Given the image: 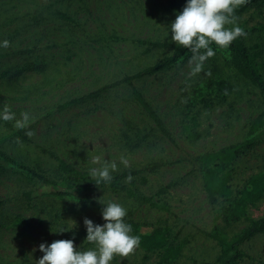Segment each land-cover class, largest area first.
<instances>
[{
  "label": "rangeland",
  "instance_id": "rangeland-1",
  "mask_svg": "<svg viewBox=\"0 0 264 264\" xmlns=\"http://www.w3.org/2000/svg\"><path fill=\"white\" fill-rule=\"evenodd\" d=\"M183 7L180 0H0V41H10L0 47V109L7 106L17 118L24 112L31 116L22 130L0 121V264H36L44 242L73 239L77 248L92 247L84 218L104 223L100 200L122 203L131 225L169 228L182 246L173 264H218L222 245L217 232L230 241L251 221L264 219L263 197L237 223L225 225L219 211L226 202L208 199L203 170L195 161L200 154L243 141L262 110L257 89L229 69L221 49L194 76L187 51L172 66L132 81L161 118L168 137L148 123L125 84L53 111L171 57V49L141 42L173 43L169 25ZM235 16L264 79V4ZM217 79L228 80L231 92L214 94L207 107L188 105L193 89ZM124 119L137 124L144 139L138 148L125 144ZM29 130L33 135H26ZM96 155L116 161L115 173L131 169L138 174L124 182L126 188L164 207L141 204L130 194L97 191L85 209L71 201L58 218L66 228H58L55 212L36 203L49 198L27 200L25 193L40 188L43 178L54 177L60 161L89 174L90 167L98 166L91 160ZM121 155L128 158V167L120 164ZM155 163L161 168L148 171ZM263 163L264 134L233 165V194L261 172ZM25 168L35 174L34 186L20 176ZM162 189L166 193H159ZM238 249L243 256L236 264H264V226ZM159 257L160 252L145 257L137 247L128 256H115L111 264H157Z\"/></svg>",
  "mask_w": 264,
  "mask_h": 264
},
{
  "label": "trees",
  "instance_id": "trees-1",
  "mask_svg": "<svg viewBox=\"0 0 264 264\" xmlns=\"http://www.w3.org/2000/svg\"><path fill=\"white\" fill-rule=\"evenodd\" d=\"M185 6L186 0H180ZM264 0H242L236 7L235 13L241 14L248 8L255 5H263ZM246 32V31H245ZM247 34V32H246ZM245 36H241L234 40L227 48H218L215 44L212 45L216 51L219 49L226 54L225 63L236 75L243 78L246 82L252 85L258 91V95L261 101L262 110L260 114L251 122L247 131L246 137L243 141L237 144L228 145L217 150L205 152L195 157V161L199 164L203 170L202 185L204 192L211 202H217L218 199L226 202V206L220 209L221 221L225 225H231L237 223L241 218L245 217L246 211L249 207L259 202L264 197V163L260 173L251 176L244 187L233 194L230 182L233 177V165L238 158L248 149L252 148L255 141L264 134V79L260 73V65L257 62V54L252 53L245 44ZM141 44H147L150 47L159 48L163 51L166 49L172 50L171 57H165L159 62L155 63L151 67H147L141 72L131 77H124L120 81L112 83V85L103 87L97 91H93L90 94L73 99L54 108L53 111L64 110L69 106L77 105L89 98H96L101 93L108 91L109 87L125 84L131 89V97L135 103L141 108L143 115L146 117L148 123L152 125L156 132H160L163 136H169L165 130L162 120L154 110V108L143 98V96L133 87L132 81L136 78H142L144 76H150L157 72L164 70L172 66V64L188 49L182 46L172 43H152L148 44L141 42ZM146 52H150V48H146ZM189 52V51H188ZM38 68V67H37ZM46 69V68H45ZM44 69V70H45ZM232 86L228 80L217 79L207 80L205 87H197L192 90L190 102L188 105L192 108H196L203 104L207 107L214 100L213 95L228 94L232 90ZM193 125L196 123V119L191 120ZM122 131L126 138V145L134 148H138L144 141L139 136V129L137 130V124L133 119L123 120ZM191 134V133H190ZM188 135L190 138L191 135ZM130 135L132 137H130ZM161 168V165L155 163L148 169L150 172H155ZM25 173L20 176L28 182V184H34V175L25 168ZM138 176L131 169H123L122 171L113 175V180L109 184H95V179L90 174L76 169L74 166L60 161L56 175L52 178H43L41 187L25 193L27 200L41 198L46 196L49 198L47 201L38 200L36 203L45 204L49 212H55V221L58 228L61 225L58 222V218L62 217V211L68 210V205L72 202H76L77 206L81 209H85L89 202H91V195L93 192H106L116 196L122 194H130L132 198L141 204H149L153 207H164V205H157L150 198L144 197L140 192H132L124 185L127 177ZM144 180V179H143ZM146 183V181H145ZM34 186V185H33ZM159 193H166V189H162ZM66 198L71 200H66ZM35 206V205H34ZM17 223L21 225L19 217ZM264 219L251 221L249 225L242 230L238 235L234 236L230 241H225L215 234V239L221 244V250L217 257L218 264H236L237 261L243 256L239 251V246L254 234L263 230ZM61 228H66L61 225ZM134 235L141 237L139 249L147 257L150 253L160 252V257L157 264H173L181 254L182 246L175 243L169 228L164 226H154L145 228V226L135 223L132 225Z\"/></svg>",
  "mask_w": 264,
  "mask_h": 264
},
{
  "label": "clouds",
  "instance_id": "clouds-1",
  "mask_svg": "<svg viewBox=\"0 0 264 264\" xmlns=\"http://www.w3.org/2000/svg\"><path fill=\"white\" fill-rule=\"evenodd\" d=\"M239 0H186L182 11L176 14L170 23L171 39L176 44L188 49L192 53L189 57L190 74L196 75L204 69L205 62L215 55V44L218 48H227L230 44L246 32L236 21L235 9ZM229 25H231L229 27ZM10 41H0V47H8ZM31 116L28 112L17 118L7 106L0 109V121L14 122L18 130L29 126ZM26 135L33 133L29 130ZM92 163L98 165L89 168V174L95 179V184H109L113 180V173L118 171L119 165L114 160H105V155L91 158ZM120 164L128 167V158L121 155ZM131 175L127 177L130 182ZM103 208L101 216L103 224H96L90 218H84L87 235L86 241L92 247L82 249L74 246L73 239L55 240L39 245L42 258L36 264H111L114 257L128 256L141 242L139 235H134L132 225L125 219L127 208L119 202L110 200L101 202ZM64 232L63 229L57 233Z\"/></svg>",
  "mask_w": 264,
  "mask_h": 264
}]
</instances>
